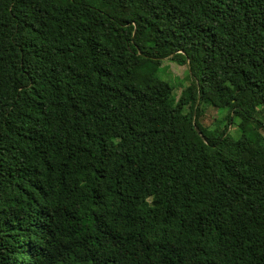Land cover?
Listing matches in <instances>:
<instances>
[{
	"label": "trees",
	"instance_id": "1",
	"mask_svg": "<svg viewBox=\"0 0 264 264\" xmlns=\"http://www.w3.org/2000/svg\"><path fill=\"white\" fill-rule=\"evenodd\" d=\"M263 119L264 0H0V264H264Z\"/></svg>",
	"mask_w": 264,
	"mask_h": 264
},
{
	"label": "rangeland",
	"instance_id": "2",
	"mask_svg": "<svg viewBox=\"0 0 264 264\" xmlns=\"http://www.w3.org/2000/svg\"><path fill=\"white\" fill-rule=\"evenodd\" d=\"M160 75L163 79L173 84L176 97L179 95L182 89V86H184L189 79L187 67L185 65H178L175 62H172L167 59L163 60L161 64ZM217 114H218V111L210 107L205 110L204 115L200 121L203 125L212 127L211 120L213 119L214 116H217ZM224 114H225V111L223 115ZM233 125H236V124H233ZM234 133H236L235 126L233 127V131L231 135L234 136Z\"/></svg>",
	"mask_w": 264,
	"mask_h": 264
}]
</instances>
